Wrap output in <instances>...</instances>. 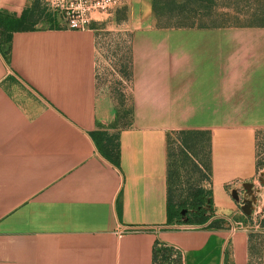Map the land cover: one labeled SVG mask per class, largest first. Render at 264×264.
<instances>
[{"label":"crops","instance_id":"crops-1","mask_svg":"<svg viewBox=\"0 0 264 264\" xmlns=\"http://www.w3.org/2000/svg\"><path fill=\"white\" fill-rule=\"evenodd\" d=\"M97 43L39 28L0 48V264H153L158 242L183 264H253L231 195L260 173L264 27L135 29L127 119ZM200 192L207 223L170 224Z\"/></svg>","mask_w":264,"mask_h":264},{"label":"rangeland","instance_id":"rangeland-1","mask_svg":"<svg viewBox=\"0 0 264 264\" xmlns=\"http://www.w3.org/2000/svg\"><path fill=\"white\" fill-rule=\"evenodd\" d=\"M83 23L97 32L99 84L117 103L121 119H127L135 29L264 27V0H0V48L6 49L17 30L73 28ZM259 166L257 178L231 195L237 213L230 228L249 235L253 264L264 262L263 144Z\"/></svg>","mask_w":264,"mask_h":264},{"label":"trees","instance_id":"trees-1","mask_svg":"<svg viewBox=\"0 0 264 264\" xmlns=\"http://www.w3.org/2000/svg\"><path fill=\"white\" fill-rule=\"evenodd\" d=\"M11 36L9 37L8 42L10 41ZM212 204V199L210 198V196H205L203 194V192L198 193L195 198L194 201L191 202V204H184L182 205L174 214L171 212L172 210L170 209L169 212V222L170 224H198V225H204L207 223V221L209 220L208 217H206V213H207V207L211 206ZM206 208V210H205ZM185 210V211H190V210H194V214L192 218H189L188 222H181V211ZM174 218L176 219V222H172L174 220ZM220 225L219 221L216 222H212L209 224V228H218ZM159 245L161 246L159 248ZM165 245L162 243H157L155 248H154V252H153V264H158L160 262V257H161V261L162 263L164 262H168L170 260V257L172 255V248L169 247H164Z\"/></svg>","mask_w":264,"mask_h":264},{"label":"built area","instance_id":"built-area-1","mask_svg":"<svg viewBox=\"0 0 264 264\" xmlns=\"http://www.w3.org/2000/svg\"><path fill=\"white\" fill-rule=\"evenodd\" d=\"M71 29L86 30V29H88V26H86V23H83L81 25L74 24V27L71 28ZM234 186H235V184H231L229 187L234 188ZM235 191H238V190L232 191V194ZM237 226H239V225L237 224ZM141 231H142V228H122L119 233L121 235H124V234H127V233H139ZM230 231H231V234H235L236 232H238L240 230H238V228L236 227V228H230ZM160 247L161 246L159 245V248ZM164 247L172 248V250H173L172 255L170 257V260L168 262H164V263H162L161 257H160V262L158 264H183V254H182V252L179 249L174 248V247H170V246H167V245H165Z\"/></svg>","mask_w":264,"mask_h":264},{"label":"flooded vegetation","instance_id":"flooded-vegetation-1","mask_svg":"<svg viewBox=\"0 0 264 264\" xmlns=\"http://www.w3.org/2000/svg\"><path fill=\"white\" fill-rule=\"evenodd\" d=\"M205 210H206V208H205Z\"/></svg>","mask_w":264,"mask_h":264}]
</instances>
